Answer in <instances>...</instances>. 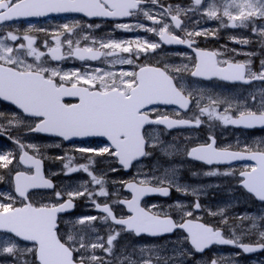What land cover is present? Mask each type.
<instances>
[{
    "label": "snow or ice",
    "instance_id": "snow-or-ice-1",
    "mask_svg": "<svg viewBox=\"0 0 264 264\" xmlns=\"http://www.w3.org/2000/svg\"><path fill=\"white\" fill-rule=\"evenodd\" d=\"M146 4L155 6V10L144 7ZM189 12L217 20L223 28H247L260 38L259 42L264 43V25L257 23L264 21V0H193L187 8L179 5L165 6L160 0H0V99L9 101L20 110V113H12L10 119L0 114V134L12 139L19 149L17 153L0 151V168L9 170L15 192V195H7L9 202L0 200V233L7 234L0 245V255L12 256L13 264H187L188 258L194 253H204L213 246L221 245L232 246L240 251L231 254L214 253L208 258L207 264H239L238 259L222 261L220 257L228 255L238 258L241 253L264 251V214H239L235 219L241 223L229 224L223 209L210 210L211 215L221 217L220 224L227 226L226 235L218 225L200 223L195 219L182 218L177 221L167 214L160 215L142 207L141 200L146 195L159 194L166 197L172 189L184 193L190 191L188 187L177 183L174 172L172 175L166 172L163 176L153 175L151 178L145 174L143 179L127 182L131 199H117L112 204L126 206L130 215L117 216L110 204L93 199V196L110 195L104 187L103 176L94 174L83 164L72 166V159L69 158L63 165L67 169L65 174L83 171L91 178L92 184L100 186L99 191L69 188L54 191L56 202L51 204L34 206L30 202V190L53 189L54 184L42 173L39 147L25 144L20 138L11 136L10 129L13 128L25 126L28 132L48 134L63 141L78 137H105L109 142L105 146H81L76 150L114 157L125 170L132 167L134 161L151 154L146 150L150 143L146 137V125H164L171 130L174 127L198 128L203 123L215 120L224 125L264 128V86L241 101L237 97L209 93L202 88L194 89L187 85L182 75H174L188 73L194 78L218 79L229 83L264 82V59L260 60L259 69L252 67L251 57L256 55L255 52L246 53L250 58L245 61H236L229 58L227 52L205 51L193 47L196 43L193 37L207 36L208 30L191 31L183 27L181 14L187 16ZM53 13H82L86 17L116 20L143 14L145 19L160 27L146 26L138 21L135 26L116 23L115 28L125 31L143 29L155 33L159 40L150 41L138 37L135 40L97 41L95 38L85 37L91 40L92 46L81 48L71 38L77 25L65 23L61 27L67 38L61 42L58 29L53 34L56 46L44 53L34 47L36 38L28 34L31 26L21 34L11 23L47 17ZM172 25L185 35L170 31ZM4 29L8 30L5 32ZM231 39L235 43H250L247 37ZM97 43L98 48L95 46ZM162 43L186 44L196 53L195 58L190 65H143L139 66L138 71L121 70L119 73L99 66L90 72H81L79 69L62 72L46 66L47 62L42 60L45 55L51 60L76 58L84 61L103 57L102 63L110 66L132 65L141 58V54L147 56L150 52H155ZM65 44L66 53L62 50ZM44 47H48L47 41L44 42ZM231 51L240 54L236 49ZM27 57H33L34 61L29 62ZM108 57L114 59L108 60ZM65 97H75L78 102H65ZM234 105L236 107L233 112ZM161 106H175L173 111L178 118L161 114ZM192 108L197 112H193L191 118H179L181 110L190 112ZM205 116L207 121L202 119ZM28 118L32 119L29 121ZM209 140L210 143L191 147L186 155L207 165L230 164L241 159L254 160L255 166L239 172L241 179L238 184L264 203V143L255 148L246 144L241 152L217 148L212 136H209ZM55 146L61 145L56 143ZM28 148H32L35 154L30 155ZM249 152L250 154L245 155ZM14 160L16 165H24L27 170L13 165ZM10 165L13 167L10 168ZM118 170L111 169L112 172ZM203 175L234 176L235 172L217 168L207 170ZM2 179L0 176V180ZM191 191L196 195L199 189ZM79 197L91 199L95 208L104 215L78 217L66 237L61 236L58 234V214L74 208V200ZM17 198L20 206L16 204ZM193 207L199 210L202 205L197 200ZM177 210L182 217H193V212L184 208L180 202H177ZM98 220L108 225L106 238L90 236L97 231L94 222ZM177 229L186 233L183 240L191 245L190 249L179 247L169 251L141 247L138 252L136 248L121 251L115 243L124 232L155 237L171 234ZM20 241L29 243L21 245ZM97 250L103 255L98 254Z\"/></svg>",
    "mask_w": 264,
    "mask_h": 264
},
{
    "label": "rangeland",
    "instance_id": "rangeland-1",
    "mask_svg": "<svg viewBox=\"0 0 264 264\" xmlns=\"http://www.w3.org/2000/svg\"><path fill=\"white\" fill-rule=\"evenodd\" d=\"M65 23H68L70 25H72V24L77 25L74 29V32H73L71 38L73 36H75L74 38H77L79 35H82V34H83L82 37L85 36L84 30H80V28L83 27V23L79 19H76V18H67L65 20H61V21L53 22V23H47V22L46 23H15L12 25L14 26L15 29H18L21 34H24L25 30H28L29 26H31V30L28 32V34H30L36 38L34 47H36L38 51L44 52L45 50H48L52 45H56V39H55V36L53 34L57 33L58 29L60 32V35H59L60 41L63 42L66 39L65 38L64 40H62L66 34L63 33V29L61 27ZM39 29H47L48 31L47 32L39 31ZM113 29L114 28H111V27L102 29V32L104 34V36H103L104 40L113 39L110 37L112 35ZM7 30L8 29H4L5 32ZM123 34H124V32H123ZM45 41H47V43H48L47 48L44 47ZM8 43H11V42L8 41ZM66 46L67 45H63V47H66ZM27 59L29 62L34 61L33 57H30ZM111 59H114V57H112ZM42 60L47 62L46 66H48L50 68H55L59 71L64 72L61 65L51 66L49 64V61L46 58V56H43ZM212 87L217 89V90H223V89L217 88L215 86H212ZM261 87L250 89V90L234 89L237 92H233V93L225 95V96L237 97L241 101H243L244 98L249 96V94L251 92L258 91ZM194 89H201V88L195 87ZM202 89H206V88H202ZM214 93L219 94L216 91H214ZM193 109H195V108H193ZM234 111H235V108H234L233 112ZM194 112H197V110L195 109ZM12 113H17V112H13L11 110L4 109L0 105V114H2L3 117L10 119L12 116ZM192 113L193 112H191V114ZM205 118L208 119L206 116H205ZM216 123L217 122L215 120L209 121V125L211 127L215 128V130L217 131L214 133L213 137L217 138L218 141L219 140L222 141V143L226 146H241V148L244 150V145H246V144L251 146V148H255L258 145H260L261 143H264V135H259L257 138L252 139V140L251 139H245L249 135L247 132L237 131L236 133H232L233 130L226 128V127H224L223 131H220L216 128V126H215ZM10 132H11L12 136L20 138L21 140H23V142L25 144H33V145H37L39 147V150H40L39 158H41L46 163V166H45L46 168L44 169L45 176L49 179H52V180L55 179V181H56V190L55 191H63L65 189H69V188H73V189L74 188H81V189L87 188V189H94L95 191H98V185L92 184L91 178L89 176H87V174L84 173L83 171H77V172H73V173L67 174V175L65 174V172H67V169H64L63 165L68 161L69 158L72 159V166H79L81 164L86 165V166H88V168L91 171L94 172V174H96L98 176H103L105 181H107V178H106L107 174L104 173L106 171L99 170L100 171L99 172L98 168H97L98 165L101 164V166H102L103 163L106 164V162H108L110 171L112 168L119 169L117 167L116 162L114 161V159L112 157H109L107 155H96L94 153H81V152L76 150L78 147H81V146L91 147V148L102 147V145H100L99 143H88V144H78V145L64 144L61 141H58L55 139H44V138H41L38 136L31 135L27 131V128L25 126L10 129ZM228 133H232L233 135H237L239 138H237V139L231 138V137H229ZM161 137H160L159 133H153L150 136L149 146L151 149L156 148L160 144ZM198 137L201 138V135L199 134ZM186 139H187V142H184V143L182 141V138L180 139L178 144H182V143L183 144H182V146L178 147V150H177V147L172 148V147L167 146V147H160L158 150H155L156 152L155 151L151 152L150 158L148 157L143 163H140L138 166L137 165L134 166L132 169V173L129 172L127 174H124L120 169L118 171H115V172L111 171L112 172L111 174L114 176L111 177V181H109V183L114 185L115 190L113 192L111 191V193L109 195L110 198L108 199V201H111V200L114 201V200L120 198V194L123 193L120 185H123L128 179L138 181L140 179L145 178V174L148 176V178H151L153 175L163 176L166 172L169 175H172L174 172L177 183L180 184L181 182L179 181V179L185 177L186 174H188V171L185 170V168L189 167V165L186 164V159H185L186 152L185 151H186L188 145L193 142V135L189 134V133L186 134ZM56 143H60L61 146L56 147L55 146ZM27 150L29 153L35 154L34 150L32 148H28ZM178 155H181V162L184 163V165H182V167L177 165V164L168 165L167 167H165V164L162 163V162H166V161H171V159L177 157ZM56 157H62V159H57ZM154 157H155V160L152 161ZM15 165H16V163H15ZM16 167L21 169L18 165H16ZM235 168L237 171L248 169V167H245V166H242L241 168H237V167H235ZM121 181H123L124 183H121ZM234 185H235V183H234ZM7 188L12 190L11 182H8L7 185L5 186V188L0 190V200H2L5 203L9 202V201H6L7 195L11 194L9 189H7ZM205 192H207V191L206 190L202 191L201 196H203L205 194ZM234 192L236 193V196H233L232 190L230 191L231 196H228V202H225V201L214 202L213 205L215 206V211H218L220 209L232 210L233 207L239 206V205L243 204L244 202L248 203V199H247L248 196L246 194L244 195L242 189L236 188L234 190ZM116 195H119V197L116 198L115 197ZM226 195H228V193ZM30 197H31L30 202L33 203L34 206H41V205L51 204L53 202H56V197L53 195V192L52 193L51 192L34 193V194H31ZM65 199H67V197H65ZM93 199L96 200V196H93ZM74 201L80 202V203L77 202L78 203L77 212L75 214L71 215L70 217L65 218L61 221V230H60L61 236L66 237V234L71 231L72 224L76 220V218L85 217V216H98L92 212L93 203H92L91 199H88L87 197H79V198L75 199ZM98 202L101 203V202H104V200H101V201L98 200ZM114 205H115V208H114L115 211L121 212L120 209L118 210L117 205L116 204H114ZM188 205H189V203L183 204L182 206L185 208ZM146 206L151 208V209H156L155 213L162 214V213H159L163 209V207H161L162 204L160 202H148V203H146ZM84 207L87 208L88 211H87V213L82 214V212L84 210H86V209H84ZM177 213H179V215H181L178 210H177ZM237 215H239V214H236V213L231 214V215H229L228 218H229V220L234 219L235 221H239L238 222V224H239V223H241V221L235 219ZM252 215H254V214H252ZM101 222L102 221H99V220L94 222L96 225L97 231L95 233L90 234V236L92 238H94L96 235H99V236H102L105 238L107 237L108 231H109L108 225L105 224L104 222L101 225L100 224ZM77 227H79V225H77ZM4 236L5 235H0V245H2ZM115 243L117 244V246L120 248L121 251H123L124 249H128L129 251H131L133 248H136L137 252H138L141 247H143L145 249H168L169 251H171V249H172L169 247H165L158 242H143V243H137L135 241L132 242V238L130 236H125L122 233L118 237V239ZM97 253L100 255H103V253H101L99 250H97ZM147 254L148 253L146 251L145 255H147ZM77 255H79V254H77ZM28 258L30 261L31 257L29 256ZM230 258H233V257H230ZM263 258H264V256H256L254 258H245V259L241 260L239 262V264H264ZM0 264H13V257L9 256L7 254L0 255Z\"/></svg>",
    "mask_w": 264,
    "mask_h": 264
},
{
    "label": "flooded vegetation",
    "instance_id": "flooded-vegetation-1",
    "mask_svg": "<svg viewBox=\"0 0 264 264\" xmlns=\"http://www.w3.org/2000/svg\"><path fill=\"white\" fill-rule=\"evenodd\" d=\"M160 2L165 5H172V6H181L184 8H187L189 5L193 3V0H160ZM144 7L153 8L155 10V6L146 4ZM162 11V9H161ZM154 14L155 11H154ZM80 19V18H79ZM181 19L184 21L183 27H186L188 30L196 31V30H208V35H201L198 37H193V39L196 41V43L193 45V47L200 48L205 51H217V52H227V55L229 58H232L236 61H245L249 59L246 55L248 52H255L256 55L251 57L253 60L252 67L254 69H259L260 66V60L264 59V45L259 42L260 38L253 35V33L247 29V28H223L220 27L219 21L214 19H208L207 17L198 16L197 13L189 12L187 16L181 14ZM83 23V27L80 28V30H84L85 36L82 37V35L79 36V38H76V42H78L79 46L81 48L85 46H92L90 39H85V37H92L95 38L97 41L100 39H104V34L102 32V29L104 28H114L112 31V35L110 36L114 40L122 41L127 40L126 38L130 40H135L136 38L141 39H148L150 41H157L159 40V37L155 33L144 31L143 29L137 28L134 31H125L123 29H117L115 28L116 23H129V25L135 26L137 22H141L146 26L150 27H156L159 28L160 25H153L152 21L147 20L144 18L143 14H140L138 16H131L128 19L124 20H118V21H89L86 18H83L80 20ZM198 21V22H197ZM258 24H260V21H257ZM89 25H93V27H89ZM94 25H99V27H95ZM120 31L125 32L127 35H125L124 38L123 35L120 34ZM170 31H174L177 34L184 36L185 33L180 32L179 29H175V26L172 25L170 27ZM214 33V34H213ZM231 37H247L250 40V43L248 44H241V43H235L231 39ZM66 45V44H65ZM97 48L99 47V44L97 43L95 45ZM55 47V46H53ZM236 49L240 54L234 53L231 50ZM63 51H67V46L62 48ZM49 51V50H48ZM46 51V53L48 52ZM104 51V50H102ZM121 55H127L121 53ZM195 58V52L192 51L191 48H189L186 44H161V47L158 48L155 52H150L147 56L144 54H141V58L139 60H136L134 64L132 65H115L111 66V69L113 72L119 73L121 70H127V71H138L139 66L143 65H156V66H162L164 64L168 65H182L183 63L191 64L192 59ZM50 65H61L64 72L67 71H73L76 69H79L81 72H90L95 67L99 66L103 68L102 64V58L99 60H84L81 61L76 58H68V59H62L58 60L57 62L50 63ZM174 75H182L184 81L187 83V85L191 86L193 88L194 85H215V86H221L223 88H230V89H242V90H249L254 88L261 87L264 82L256 81L252 84H229L226 82H222L218 79L213 80H202L199 78L191 77L188 73H182V74H175ZM70 102L71 101H66ZM175 106H161L162 112L161 114H167L170 118H178L175 116V113L173 111ZM167 108V111L165 112L164 109ZM195 109L192 108L190 112L183 113L181 111V117L179 118H191L192 114L191 112H194ZM205 121V117H202ZM215 126L218 130L223 131L224 127H228L227 125H224L220 121ZM156 130L159 132L160 136H162L164 139H169L170 141H173L176 145L178 144V138H180L183 134L190 133L193 135L194 143L197 140V138L200 140L199 144H196L193 146V144L190 145L188 148L191 149V147H195L197 145H201L204 143L210 142L209 136L214 135L215 128L211 127L209 125V122L203 123L200 127H191L189 130H169L166 126H157V127H151L146 128L145 131H152ZM260 132V130H250L248 131L249 137L257 136V134ZM199 134L201 135V138H199ZM215 138V137H214ZM215 146L217 148H229L228 146L224 145L222 142L218 141L217 138H215ZM162 146H165V142L162 143ZM186 164L189 165L188 168H185V170L188 171L189 174L185 178H182L181 181H189L190 187L193 189L194 186H196L199 182H202L203 184L211 183L214 180L218 179H224L223 175L220 176H213V177H207L204 176L203 173L207 170L211 169H217L220 166L212 165L207 166L205 163L201 161H193L187 159V155L185 154ZM169 163L178 164L182 167L184 165L183 162H181V159L173 158L172 161H169ZM218 169H225V168H218ZM186 172V171H185ZM239 177V174L237 175ZM195 180V181H194ZM182 194L181 191H176L175 189L170 190L169 197L166 199H162V201H174L179 200L185 203L187 200L190 201L189 205L185 208L190 209L193 212V217H183V219H195L197 222L200 223H206L213 226H220L221 229L224 231V233L227 235L228 230L227 226L220 224V216L216 215L213 216L210 214L211 211H215L213 200H209L206 198L197 199V196L193 195L192 191ZM213 192V191H211ZM212 194V193H210ZM199 201V203L202 205L201 209L197 210L193 207L194 201ZM164 212L161 215L167 214L168 216L172 217L173 219L180 221L182 218L175 212L174 208H164ZM224 216L229 217L230 209L224 210ZM229 220V218H228ZM230 224V220H229ZM180 235H184L182 231L175 232L169 236H166L164 238L158 239L162 243L168 244L169 248H179V247H187L191 248L187 242L181 243L180 242ZM234 251H237L236 249H232ZM230 251L229 247H218L213 246L211 249L206 250L204 253H194V255L187 260V264H207V260L209 257L213 256L214 253H223V254H229ZM239 252V251H237ZM262 254L264 251L261 252ZM228 255H224L220 257L222 261L227 260Z\"/></svg>",
    "mask_w": 264,
    "mask_h": 264
},
{
    "label": "bare ground",
    "instance_id": "bare-ground-1",
    "mask_svg": "<svg viewBox=\"0 0 264 264\" xmlns=\"http://www.w3.org/2000/svg\"><path fill=\"white\" fill-rule=\"evenodd\" d=\"M212 86H215V85H212ZM212 86H210V87H212ZM215 87H217V88H220V89H223V90H225V91H229L228 89H226V88H223V87H221V86H215ZM234 110V109H233ZM102 167V168H101ZM97 168H98V171L99 170H101V171H106V172H104V173H106L107 175H110L112 172L109 170V163L108 162H106V164H102V166H101V164L100 165H98L97 166ZM100 172V171H99ZM195 181V180H194Z\"/></svg>",
    "mask_w": 264,
    "mask_h": 264
},
{
    "label": "trees",
    "instance_id": "trees-1",
    "mask_svg": "<svg viewBox=\"0 0 264 264\" xmlns=\"http://www.w3.org/2000/svg\"><path fill=\"white\" fill-rule=\"evenodd\" d=\"M9 167L11 168L12 165H10ZM7 170H8V169H6V171H5L4 173L0 171V176L3 177V179L0 180V187L3 186V185L5 184V182L8 180V178H9V176H10V174L7 175Z\"/></svg>",
    "mask_w": 264,
    "mask_h": 264
},
{
    "label": "water",
    "instance_id": "water-1",
    "mask_svg": "<svg viewBox=\"0 0 264 264\" xmlns=\"http://www.w3.org/2000/svg\"><path fill=\"white\" fill-rule=\"evenodd\" d=\"M53 14H55V13H53ZM49 16H53L52 14H49L47 17H49ZM41 18H45V17H41ZM110 19H112V18H110ZM66 98V97H65ZM72 98H75V97H72ZM4 101V100H3ZM5 102H8V103H10L9 101H5ZM15 106V105H14ZM16 107V106H15ZM43 134V133H42ZM44 135H48V134H44ZM48 136H50V135H48ZM71 140V139H70ZM23 167H24V165H22ZM34 190H50V189H46V188H42V189H32V190H30V192L31 191H34ZM69 211H71V209L70 210H68V211H66V212H69ZM66 212H62V213H59L58 215H61V214H64V213H66ZM25 242V241H24ZM27 243H29V242H27Z\"/></svg>",
    "mask_w": 264,
    "mask_h": 264
}]
</instances>
